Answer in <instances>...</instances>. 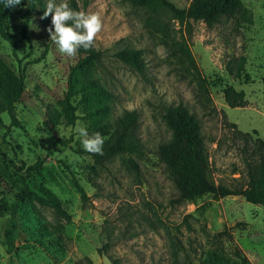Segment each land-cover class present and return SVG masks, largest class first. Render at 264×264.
Instances as JSON below:
<instances>
[{"label": "rangeland", "instance_id": "374dc122", "mask_svg": "<svg viewBox=\"0 0 264 264\" xmlns=\"http://www.w3.org/2000/svg\"><path fill=\"white\" fill-rule=\"evenodd\" d=\"M171 1L185 8L191 2ZM66 2L75 11L100 14L103 27L94 44L100 58L93 73L113 94L107 118L112 128L125 109L137 111V142L90 171L93 159L74 131L77 122L87 129V121L78 109L79 117L69 122L62 107L75 57L61 54L50 40L51 16L35 14L25 38L17 9L6 25L15 50L0 36V58L15 72L26 65L25 90L14 105V120L0 108V177L16 192L27 186L34 194L32 205L15 218L11 253L5 235L10 216L0 213V264H79L86 257L93 264H195L212 250L243 264L236 247L251 264H264V207L241 196L177 201L156 156L170 137L164 110L181 102L199 120L212 180L245 185L247 154L238 131L252 138L256 131L264 140V0H242L241 12L220 16L212 26L170 13L155 18L126 0ZM123 48L141 49L142 71L116 56ZM240 57L245 62L236 78ZM227 86L244 92L245 106H228ZM38 159L41 167L28 173ZM39 184L56 194L63 211L43 200ZM223 230L220 240L212 237Z\"/></svg>", "mask_w": 264, "mask_h": 264}, {"label": "trees", "instance_id": "16d2710c", "mask_svg": "<svg viewBox=\"0 0 264 264\" xmlns=\"http://www.w3.org/2000/svg\"><path fill=\"white\" fill-rule=\"evenodd\" d=\"M137 7H144L151 16L161 17L163 13H170L171 17L179 21L186 18L202 20L207 26H212L220 16L234 15L242 11V0H191L188 7H179L171 0H126ZM22 17V35L25 33L29 23L35 14L39 18L43 16L46 9L43 0H22L15 8H5L3 0H0V36L13 44H16L6 30V25L11 15L17 10ZM154 14V15H153ZM71 23V22H69ZM29 55V53L27 54ZM116 56L129 63L139 71L144 69V59L141 49L123 48L116 52ZM100 51L92 47L89 50L80 48L75 56V61L69 65L66 74L65 90L63 92L62 107L69 122H74L79 116L76 114L80 109L83 118L87 121V129L90 134L99 132L104 138L103 154L90 155L93 165L89 166L91 172H96L97 165L110 162L118 154L129 151L137 142V130L139 128V116L136 110L125 109L115 120L112 128L107 118L111 111L113 94L102 86L94 76V68L99 61ZM36 62V61H35ZM245 62L240 57L234 76L239 78ZM25 67H20L15 72L11 66L0 58V108L7 111L11 119H15L13 108L21 98L25 90ZM232 72L231 69H229ZM264 83V78H263ZM223 96L228 106L243 107L246 104L245 94L233 86L223 89ZM163 119L170 130L168 140L161 142L156 149L158 160L163 163L165 172L176 190V200L195 201L205 195L214 199L227 196H241L247 202L264 207V140L257 135L251 137L249 133L238 131L244 140L246 183L240 187H228L216 184L210 176V164L207 154L206 143L201 134L198 118L186 105L178 103L165 108ZM236 127L235 123H231ZM61 141H55L56 146ZM50 152V151H49ZM42 160L38 159L31 168H40ZM81 199L85 201L87 195L84 189L76 182ZM38 189L43 200L54 207L57 211H63L60 199L48 187L39 184ZM34 193L25 186L20 192H16L4 179L0 177V213L9 214V225L5 229L8 252L11 253L14 243V232L17 228L15 218L26 210L31 204ZM8 195L13 197L8 200ZM227 233L223 230L213 234V238L220 240ZM227 238H230L227 236ZM235 255L243 264H251L243 251L236 247ZM118 264L117 261H114ZM93 264L89 257L84 263ZM195 264H231L230 261L219 251L212 250Z\"/></svg>", "mask_w": 264, "mask_h": 264}, {"label": "clouds", "instance_id": "9594fccd", "mask_svg": "<svg viewBox=\"0 0 264 264\" xmlns=\"http://www.w3.org/2000/svg\"><path fill=\"white\" fill-rule=\"evenodd\" d=\"M5 8H15L22 0H3ZM51 16V26L47 31L58 51L68 57H75L78 50H89L94 47L97 34L101 32L103 23L97 12L75 11L66 0L59 4L48 0L46 9L40 19ZM71 22V23H69ZM74 131L82 137L84 150L92 154H103L104 138L99 132L89 135L87 129L77 122Z\"/></svg>", "mask_w": 264, "mask_h": 264}]
</instances>
